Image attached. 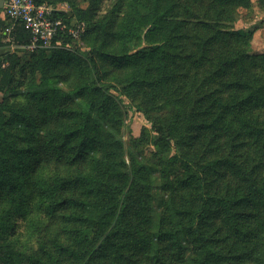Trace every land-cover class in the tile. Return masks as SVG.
Returning a JSON list of instances; mask_svg holds the SVG:
<instances>
[{
    "label": "trees",
    "instance_id": "16d2710c",
    "mask_svg": "<svg viewBox=\"0 0 264 264\" xmlns=\"http://www.w3.org/2000/svg\"><path fill=\"white\" fill-rule=\"evenodd\" d=\"M238 2L111 0L92 49L31 51L20 102L4 57L0 264H264V53L228 23ZM126 98L155 164L125 146Z\"/></svg>",
    "mask_w": 264,
    "mask_h": 264
},
{
    "label": "rangeland",
    "instance_id": "374dc122",
    "mask_svg": "<svg viewBox=\"0 0 264 264\" xmlns=\"http://www.w3.org/2000/svg\"><path fill=\"white\" fill-rule=\"evenodd\" d=\"M55 9L59 11L65 18V22L69 27L83 28L80 36L70 37L67 41H60L59 44H54L52 47L46 48V57L51 58L52 52L55 50H70V51H88L92 49V41L87 34L92 23L96 22L98 17H101L106 12L111 0H46ZM250 3H237L227 14L229 17L228 23L236 30L244 35H250L252 38L250 47L251 51L264 53V0H249ZM4 15V13H3ZM85 16V18H81ZM4 18V17H3ZM4 25L0 23V63L6 55L16 53L20 59L19 65L13 69L16 75V85L13 87L11 94L16 101H23L25 96L22 95L23 88L18 85V82L23 77L22 66L29 61L31 49L23 45L13 44L9 41V36L3 33ZM138 44H136V47ZM9 62L5 63L8 66ZM41 71L35 73V78L38 83L41 82ZM3 75L0 71V84L2 83ZM54 80V79H52ZM57 81V80H56ZM58 82V81H57ZM61 84V83H60ZM7 93L6 88H0V100H3ZM127 122L122 129L125 146L130 149L133 146V141L136 139L138 147L151 163L157 161L156 155L158 148L152 143L155 131L152 129V122L147 117L145 112L132 104L129 98H126ZM143 107L148 105L147 100L142 101ZM129 162L128 156H125ZM155 164V163H154ZM159 176V173L157 174Z\"/></svg>",
    "mask_w": 264,
    "mask_h": 264
},
{
    "label": "built area",
    "instance_id": "2783aa9c",
    "mask_svg": "<svg viewBox=\"0 0 264 264\" xmlns=\"http://www.w3.org/2000/svg\"><path fill=\"white\" fill-rule=\"evenodd\" d=\"M5 14L13 21H22L24 27L32 34V41L23 45L28 49L49 48L59 44V37L68 33L72 37L80 36L81 26L69 27L58 10L46 2L38 0H3ZM13 26L8 27L10 33ZM10 40V38H9Z\"/></svg>",
    "mask_w": 264,
    "mask_h": 264
},
{
    "label": "water",
    "instance_id": "95a60500",
    "mask_svg": "<svg viewBox=\"0 0 264 264\" xmlns=\"http://www.w3.org/2000/svg\"><path fill=\"white\" fill-rule=\"evenodd\" d=\"M3 6H4V5H3V0H1V2H0V7L3 8Z\"/></svg>",
    "mask_w": 264,
    "mask_h": 264
}]
</instances>
